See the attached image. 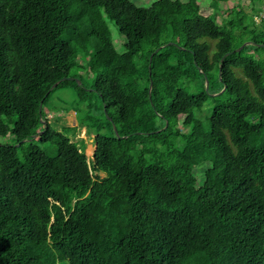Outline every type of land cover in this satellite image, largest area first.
<instances>
[{"label": "trees", "instance_id": "16d2710c", "mask_svg": "<svg viewBox=\"0 0 264 264\" xmlns=\"http://www.w3.org/2000/svg\"><path fill=\"white\" fill-rule=\"evenodd\" d=\"M197 2L0 0V136L19 143L0 144V264H264V67L250 53L264 47L234 51ZM72 67L92 80L47 93ZM68 84L65 132L94 134L91 160L43 113Z\"/></svg>", "mask_w": 264, "mask_h": 264}, {"label": "rangeland", "instance_id": "374dc122", "mask_svg": "<svg viewBox=\"0 0 264 264\" xmlns=\"http://www.w3.org/2000/svg\"><path fill=\"white\" fill-rule=\"evenodd\" d=\"M155 0H133L134 3L142 6H149L152 2ZM185 1V0H181ZM198 5L200 7V13L205 16H211L213 14L217 20V22L224 27L226 31H228L231 35V45L234 47V49L239 48L241 45L248 41H252V34H244L242 31V27H247L249 31H253L254 34L260 35V39L264 40V36H262L260 33L263 30L262 26L258 24L260 19V14L254 15L255 22L252 21V16L254 12L252 11V7L250 6L252 1L251 0H224L218 3V7L214 8L212 6V0H197ZM259 0H254V2L258 3ZM263 3L260 4L262 7L261 15L264 11V0H262ZM242 9L243 12H245L246 17L242 14H238L236 11V8ZM235 15V16H234ZM237 15H240L243 18V25L241 27L238 26H230L227 24L226 26L223 25L225 23V20H228L229 18L234 19ZM239 16V17H240ZM109 27L112 32V38L113 42L118 50H122L124 38L118 33L116 27L114 24L109 23ZM258 38V39H259ZM202 40V39H200ZM205 41L208 43V52L209 55H211L216 46V40L205 38ZM171 42V40H169ZM168 42V43H169ZM251 55L264 67V51L263 50H250ZM78 60H82V58H79ZM71 77H77L82 76V78H87L88 81L92 80V74H89L87 77L84 72L78 71L75 67H72L70 70ZM78 78V77H77ZM196 84V83H193ZM205 84V82H204ZM218 85V84H217ZM223 88L218 92H211V94H218L221 92ZM196 85L193 86V89L191 92H196ZM214 104L213 99H207L205 103L203 104L201 109H195L194 113L197 117L202 118L203 114L208 115L210 113L209 109ZM77 106L76 101V90L73 86L70 84L66 86L59 87L54 90V92L49 97L48 105L43 109V113L46 115V119L48 122H51V124L58 130L65 132L64 126L69 127H75L77 126V118H76V112L75 108ZM202 111V112H201ZM204 125H207L208 122L203 118L202 120ZM67 135H69V138L71 141H80V139H83L84 142V152L89 160H91L94 149H95V143H94V134L89 133L86 131L85 127H79L77 128L74 133L68 131L65 132ZM0 144H12L17 145L18 142H16L15 137L7 133L5 136H0ZM80 148L82 149L83 146L81 143H79ZM39 147L47 154L48 156H53L56 150L55 143L52 142H43L39 143ZM199 167L197 166L195 169L198 170ZM202 168V167H201Z\"/></svg>", "mask_w": 264, "mask_h": 264}, {"label": "water", "instance_id": "95a60500", "mask_svg": "<svg viewBox=\"0 0 264 264\" xmlns=\"http://www.w3.org/2000/svg\"><path fill=\"white\" fill-rule=\"evenodd\" d=\"M247 44H256V45H258V46L264 47V44H261V43H255V42H252V41H248V42L244 43L243 45H241L239 48L234 49V51H236V52L239 51L244 45H247ZM158 49H159V47H157V48L155 49V51H157ZM228 54H229V52L225 53V54L222 56L221 61H222L223 58H224L226 55H228ZM150 60H151V55H150V57H149V61H150ZM65 79H69V80L74 79V80H76L77 82L80 81L77 77H71V76L62 77V78H60L59 80H57L56 82H54L52 85H50V87H49L48 90H47V93H48L49 91H51V90H52V89H53L58 83H60L61 81L65 80ZM151 85H152V81L150 80V82H149V92H150V90H151ZM207 87H208V79H207V77L205 76V89H206V90H207ZM47 93H46V94H47ZM46 94H45V95H46ZM104 111H105V109H104ZM38 113H39V120H40V122H42V123L46 126L47 121H45V120L42 119V117H41V115H42V101L39 103V106H38ZM166 123H167V122H166ZM112 127H113V130H114V132H115L117 138L120 137V135L118 134V131H117V128H116V125H115L114 122H112ZM123 137H125V136H123ZM17 145H19V143H18Z\"/></svg>", "mask_w": 264, "mask_h": 264}]
</instances>
